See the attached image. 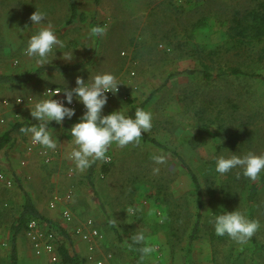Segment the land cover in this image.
I'll return each mask as SVG.
<instances>
[{
	"label": "rangeland",
	"instance_id": "rangeland-1",
	"mask_svg": "<svg viewBox=\"0 0 264 264\" xmlns=\"http://www.w3.org/2000/svg\"><path fill=\"white\" fill-rule=\"evenodd\" d=\"M253 2L105 0L106 15L116 3L119 10H129L120 12L127 18L97 19L88 9L102 3L80 1L77 2L78 12H84L86 20L67 24L70 12L66 0H0V72L26 73L39 66L34 58L22 55V50L27 36L34 30L30 14L35 9L45 12L46 22L51 23L57 37L64 42V48L57 49L54 56L49 54L51 61L45 65L75 66L77 69L43 72L34 79L35 86L57 85L70 89L75 87L77 76L90 80L98 72L109 71L121 83L119 92L107 99L102 114L119 108L126 110L130 99L140 102L155 90L145 107L152 114V127L148 132L191 165L204 193L201 228L197 238L190 242L196 210L190 178L171 153L149 142L140 140L138 144L130 143L125 147L115 144L108 147L107 171L100 170L105 161H95L93 181L97 195L86 182L87 169L78 175L74 165H71L73 176L67 177L65 188L58 190H53L46 176L51 167L43 165L45 176L36 186L29 174L16 173L10 187L0 184V264H9L10 226L23 202V192L31 195L38 210L51 221L38 220V228L53 230L56 244L65 241L71 253L85 259L84 264H96V259L104 260L105 264H264V181H259L264 171L256 180H251L240 169L224 175L207 169L217 155L264 153V81L259 77H216L219 66L239 65L246 69L256 53L249 58L246 53L237 56L229 51L205 60L214 77L210 82L202 79L197 56L188 53L195 43L204 44L207 49L219 44L234 10L244 13ZM200 17L207 18L208 29L192 27ZM92 23L107 26L103 38L90 36ZM12 27L21 29L24 34L15 42L8 39H14ZM254 48L259 49V46ZM62 54H72V59L65 60ZM15 59L17 64L14 65ZM192 67L196 69L194 73H183ZM256 68L264 74V70ZM79 117L75 116L74 121L64 119L62 124L49 123V131L57 130L59 138L67 136L73 142L70 127ZM202 123L208 125L209 137L205 143L192 147L188 140ZM22 139L20 143L24 142ZM13 142L0 153V162L6 163L14 155L17 141ZM154 154H164L166 163L155 164L151 159ZM1 165L5 164L1 162ZM153 168H159V172L154 174ZM221 182H229L231 196L223 197ZM255 182L258 188L249 212L246 195ZM69 187L72 196L67 205L73 217L68 222L57 207L50 209L47 202L52 194H62ZM98 197L104 205L103 211ZM129 208L135 209V213L129 214ZM234 209L258 222L253 236L242 244L228 236L211 239L208 232H215L210 219L219 212ZM177 216L179 219L175 220ZM87 218L92 219L103 238L97 242L93 253L87 249L86 255H81L73 248L75 238H80L75 228ZM52 225L63 228L69 239ZM172 226L178 227L179 240L170 236ZM137 232L144 233V245L133 243L132 237ZM28 239L27 229L17 236L18 264H42L32 253ZM145 245H150L153 251L142 258L139 248Z\"/></svg>",
	"mask_w": 264,
	"mask_h": 264
},
{
	"label": "clouds",
	"instance_id": "clouds-1",
	"mask_svg": "<svg viewBox=\"0 0 264 264\" xmlns=\"http://www.w3.org/2000/svg\"><path fill=\"white\" fill-rule=\"evenodd\" d=\"M47 14L35 9L30 16L31 26L34 30L27 36L23 54L34 58L39 66L49 63V54L55 55L57 49L64 48V42L57 37L51 23L46 22ZM107 26L96 24L89 29L90 36L103 38L106 35ZM72 52V50H71ZM63 59L71 60V55H63ZM121 82L109 72H98L89 80L77 76L75 87L50 90L46 97L37 98L30 110V116L36 120L31 126L20 128V132L28 135L33 144L41 145L48 149L56 148V141L49 131L51 121L61 124L65 118L71 119L75 115V109L71 105L75 98L84 106V111L70 127L73 144L76 146L68 153V158L75 164L78 171H84L95 161H107L110 157L106 154L110 145L125 147L130 143L138 144L143 133L152 127V114L143 108L137 107L132 115L127 110H114L108 114H102L107 103V93L115 94ZM63 91V99H53L54 94ZM151 159L155 164H165L164 154H154ZM215 172L221 175L233 169H240L241 173L256 180L264 171V153L256 154L246 152L240 155H217L213 157ZM153 173H158L159 168H153ZM135 209L129 208L128 213L134 214ZM210 223L217 236L227 235L238 243H244L251 238L259 227L256 220L247 218L239 210L222 211L215 214ZM145 235L137 232L132 241L135 244L144 245ZM153 248L145 245L139 248L142 258L152 253Z\"/></svg>",
	"mask_w": 264,
	"mask_h": 264
},
{
	"label": "trees",
	"instance_id": "trees-1",
	"mask_svg": "<svg viewBox=\"0 0 264 264\" xmlns=\"http://www.w3.org/2000/svg\"><path fill=\"white\" fill-rule=\"evenodd\" d=\"M253 1H254L253 5L247 8L244 11V13H241L238 10H234L231 18L229 19V24L227 25V28L223 32V39L221 42H219V44H216L212 48L207 49L204 44L195 43L192 46L191 50H189L190 52L188 53L190 55L197 56L198 58L197 63L198 65L201 66L200 73L202 75V79L205 82H210L214 78L210 71L211 66H209V64L205 60L211 59L213 57H217L218 55L223 54V52L227 53L229 51H233L237 56H241L243 53H246L248 57L249 55L256 53V57L255 59L250 60V64L246 65V69L245 68L243 69L239 65H226L223 67L219 66L217 67L216 77L220 78L225 76H231L236 79L259 77L264 81V74L257 72L256 70L257 69L256 67H258V69L260 70H264V0H253ZM67 3L70 10V15L66 20L67 24L72 23L76 18H79L80 21L86 20V17L83 14L78 13V8L73 0H67ZM206 21L207 18L200 17L199 20L192 23V27L194 29H203V28L205 29L207 27L208 29ZM94 25L96 24L95 23L91 24V26ZM189 38H193V35H189ZM256 45L259 46V49L254 48ZM261 61L263 62L262 66H260L259 64L261 63ZM194 67H192V69L190 70L188 69L187 70L188 72L184 71L183 73H191V72L194 73V71L196 70ZM75 69H77V67L75 66L73 67V66L52 64L46 66H39L36 69L26 73H19V74L0 73V84L26 83L32 80L38 74L45 71L71 72ZM154 93L155 90L140 102H136V100L130 99L128 101L129 105L126 109L127 114L132 115L137 107L145 109L147 103L149 102L150 98ZM22 127H28V124H25L24 122L15 123L11 126L9 130L5 131L0 135V153L6 147V145L12 140V134L15 132H20V128ZM208 137H209L208 125L206 123H202L200 128L189 138L188 144L192 147H196L200 144L205 143ZM140 140L144 142H149L152 145L157 146L162 150L171 153L176 158L177 162L180 163L186 170L192 184V192L194 194V202L196 206V210L194 214L195 220L190 228L189 241L191 242L195 240L201 228L200 227L201 219L203 217L202 209L204 206L203 187L199 177L197 176L191 165L187 163L186 160L177 151L170 149L167 145H165L164 143L160 142L158 139L153 137L149 132L146 133L142 132ZM95 167H96V163L94 162L91 164L89 168H87L85 179L92 192L95 195H97L93 181V173L95 171ZM107 169L108 166L106 162L105 163L103 162L100 165V170L105 172L107 171ZM207 169L214 170L215 169L214 162H210V165L209 167H207ZM15 181H18V179L15 178ZM259 181L261 182L264 181V174H262L259 177ZM221 185L222 186L220 190L223 191L224 198H227L230 194L233 193L231 189L232 187L229 186V182H226L224 184L222 183ZM257 188L258 186L256 185V182L252 183L248 188L246 195V203L249 208V212H251L252 210L251 202H253L254 200L253 198L255 197ZM23 193H24L23 202L20 206L16 218L13 220L10 226L9 246H8L9 264H18V251H17L16 240L19 233H21L23 230L26 229L27 222L29 220L34 219V220H40L42 222L44 221L46 223H51L50 219L46 218L38 210L32 197L27 192H23ZM99 204H100V209L103 211L104 205L101 199H99ZM177 219H179L178 216L176 217L175 220ZM52 227L55 228L58 231V233L63 235L66 240L69 239L67 233L63 228L57 225L56 226L52 225ZM171 228L173 229V231L170 232V236L176 237L177 240H179L178 238L179 229H177L178 227L172 226ZM115 232H117V230H115ZM208 233L211 239L223 237V236H217L213 232H208ZM252 240L255 243H257L255 239ZM170 246L172 248L174 247V244L171 241H170ZM57 251L63 264L85 263V259L83 257L77 255L76 253H71L69 251V248L65 243V241L60 242V244L57 245Z\"/></svg>",
	"mask_w": 264,
	"mask_h": 264
},
{
	"label": "crops",
	"instance_id": "crops-1",
	"mask_svg": "<svg viewBox=\"0 0 264 264\" xmlns=\"http://www.w3.org/2000/svg\"><path fill=\"white\" fill-rule=\"evenodd\" d=\"M73 1L76 3V6H77V2H80V1L87 3V4H94V2L96 3L97 1H98V3H102V5L91 6V8L88 9L92 15L95 14L97 19H102L103 17H107V16H109L110 18H127V16H122L120 14V12H122V11L129 12V10L128 11L119 10L116 7V3H114L113 6H110V7H112V9L109 10V14L106 15L105 0H73ZM148 1L156 2V1H160V0H148ZM66 2H67V0H66ZM142 2H144V1H142ZM67 6H68V3H67ZM141 8L144 10V7H141ZM68 9H69V7H68ZM69 12H70V10H69ZM78 13H81L86 17V14L84 12L79 11ZM77 20H79V18H76L70 24L76 23ZM10 31H12L11 36H13L14 39H10L7 36L8 39L10 40L9 42H15V41L19 40V38L22 35H24V34H21V29H19V28H13L12 27V28H10ZM15 36H16V38H15ZM11 48L14 49L15 47H11ZM22 55H23V51H22ZM23 58H26V57H23ZM14 63L17 64L16 59L13 61V64ZM49 65H52V64H49ZM42 66H46V65H42ZM36 68H34V69H36ZM45 72H49V71H45ZM0 73H11V72H0ZM13 73L19 74L21 72H13ZM40 74H38V75H40ZM36 77H34L32 80H30L26 83L0 84V97L7 98L11 102V105L9 108L0 107V118L1 117L5 118V122L0 123V135L2 133H4L5 131L9 130L13 124L18 123V122H24L25 124H28V126H31L33 123H36V120L30 116V110L32 108L33 102L37 98L43 97L41 95V91L43 90L44 87H46V86H57V85H45L43 87L37 88L35 86V81H34V79ZM16 96H31L32 101L31 102H25V103L20 104V105H16L14 103V99ZM111 108H112V106H111ZM116 109H117V106H116ZM14 112L19 113V118L17 120H15V118H14ZM79 115H81V114L75 112V116H79ZM75 116L73 115L71 120L74 121ZM65 120H68V118H65ZM52 123H56V122L51 121L50 124H52ZM51 133H52L53 139L56 141V148L55 149L46 148L51 155V161L48 164L44 163L43 155L40 153L41 148H36L31 152L26 151L25 146H26V143L28 142V140L30 139V137L28 135H25L24 133H21V132H15L12 134V140L8 143L10 145V144L14 143L13 141H17V143L14 147L15 148L14 155L11 157V159H9V161H6V163L10 162L11 164H6L5 161L1 160V162H3L5 165H1V162H0V171H2L6 176L10 177L11 179L16 173H18V174H24L25 173L26 175L29 174L30 178L33 180L34 185L36 186V183L39 180H41L40 178L45 176V172L42 170L43 165L48 166V167H51V169L48 168V174L46 176L48 177V180L51 183L52 187H54L53 190L65 188V183H66V181H68V178L66 177L65 171L67 170L68 166H71V165L75 166L74 162L68 158V153L71 151L70 149L74 145H73V142H71L69 140V137H67V136H61L59 138L60 135L57 134V130L52 131ZM20 139L24 140V142L20 143L19 142ZM21 160L25 161L24 165L20 164ZM3 169H5V170H3ZM76 172L78 175L80 174V171H78L77 169H76ZM18 174H16V175H18ZM18 177H20V176H18ZM0 184H2V183L0 182ZM33 201H34V199H33ZM67 203L68 202H66V204H65L66 207H68ZM47 205H48V202H47ZM62 206H63L62 204H59L57 206V209H59L60 212H61ZM75 239L76 240H75L74 246H73L75 252L80 253L81 255H86L87 243L78 237H76ZM29 244L31 246L30 240H29ZM31 251L34 254V256L36 257V259L43 262L42 264H49L48 260H47V256L45 254L44 255H36L34 253V251L32 250V246H31Z\"/></svg>",
	"mask_w": 264,
	"mask_h": 264
},
{
	"label": "built area",
	"instance_id": "built-area-1",
	"mask_svg": "<svg viewBox=\"0 0 264 264\" xmlns=\"http://www.w3.org/2000/svg\"><path fill=\"white\" fill-rule=\"evenodd\" d=\"M133 74V72L131 73ZM63 87L61 86H46L43 88L41 91V95L43 97H46L48 92L50 90L56 91L57 89H62ZM119 86H118V91L113 94V93H107V98H113L118 92H119ZM53 99L57 100H62L63 99V91H61L59 94H54ZM32 97L31 96H16L14 99V103L16 105L23 104L25 102H31ZM11 105L10 100L4 97H0V107L2 108H9ZM69 107H72L75 109V112L82 114L84 111V106L82 103L78 102L75 98L73 99V103L71 105H66ZM263 111H264V105H263ZM14 118L17 120L19 118V113L14 112ZM5 118L1 117L0 118V123H4ZM36 148H41V153L44 155V161L45 162H50L51 161V155L49 151L42 147L41 145L38 144H33L31 142V139L28 140L26 143L25 149L27 152H31ZM109 161V160H107ZM21 165L25 164L24 160L20 161ZM74 173V168L72 166H68L66 170V177L71 178ZM0 182L7 186L10 187L12 185V179L8 176H6L2 171H0ZM72 196V189L69 187L64 193L62 194H57L54 193L51 195L50 199L48 200V207L50 209H53L57 207L59 204H62L61 208V215L64 218L65 221H71L72 220V212L68 207L65 206L66 202L71 200ZM28 231V236L31 241V246L32 250L36 255H46L47 260L49 264H63L61 261V258L58 254L57 251V244L54 238V231L53 230H40L38 228V220H29L27 222V227ZM75 232L79 235V237L87 243V249L90 253H93L97 242L101 241L103 238V235L101 232L93 226V222L91 218H87L81 225H78L75 228ZM92 258V255L89 254V259ZM96 264H105L104 260L101 259H96L95 260Z\"/></svg>",
	"mask_w": 264,
	"mask_h": 264
}]
</instances>
